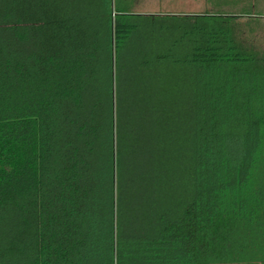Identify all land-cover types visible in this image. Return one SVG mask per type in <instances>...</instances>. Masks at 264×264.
I'll list each match as a JSON object with an SVG mask.
<instances>
[{"label":"trees","instance_id":"obj_1","mask_svg":"<svg viewBox=\"0 0 264 264\" xmlns=\"http://www.w3.org/2000/svg\"><path fill=\"white\" fill-rule=\"evenodd\" d=\"M138 1L0 0V264H264L257 0Z\"/></svg>","mask_w":264,"mask_h":264},{"label":"rangeland","instance_id":"obj_2","mask_svg":"<svg viewBox=\"0 0 264 264\" xmlns=\"http://www.w3.org/2000/svg\"><path fill=\"white\" fill-rule=\"evenodd\" d=\"M249 10L250 15L237 16L236 22L244 31V39L256 48L264 50V0H257ZM237 10V11H239ZM143 14H201L211 11L205 0H139L136 8Z\"/></svg>","mask_w":264,"mask_h":264}]
</instances>
